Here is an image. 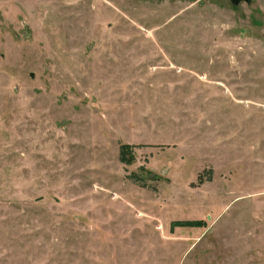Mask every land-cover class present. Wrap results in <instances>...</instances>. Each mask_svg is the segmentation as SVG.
Instances as JSON below:
<instances>
[{
    "label": "rangeland",
    "instance_id": "374dc122",
    "mask_svg": "<svg viewBox=\"0 0 264 264\" xmlns=\"http://www.w3.org/2000/svg\"><path fill=\"white\" fill-rule=\"evenodd\" d=\"M0 264H264V0H0Z\"/></svg>",
    "mask_w": 264,
    "mask_h": 264
},
{
    "label": "trees",
    "instance_id": "16d2710c",
    "mask_svg": "<svg viewBox=\"0 0 264 264\" xmlns=\"http://www.w3.org/2000/svg\"><path fill=\"white\" fill-rule=\"evenodd\" d=\"M134 145H130L127 143H123L119 146V153H118V157L120 162L124 163V164H130L133 161V149ZM128 177L138 183V184H144L143 182L145 181V179L140 176L139 174H136L135 172H132L128 175ZM145 186V185H142ZM179 224H183V225H195L197 224V221H181L179 222Z\"/></svg>",
    "mask_w": 264,
    "mask_h": 264
}]
</instances>
